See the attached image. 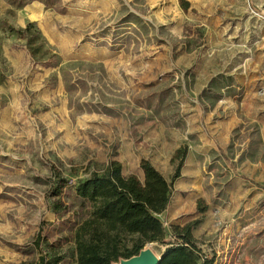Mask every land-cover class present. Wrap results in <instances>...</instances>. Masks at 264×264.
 Listing matches in <instances>:
<instances>
[{"label": "rangeland", "instance_id": "rangeland-1", "mask_svg": "<svg viewBox=\"0 0 264 264\" xmlns=\"http://www.w3.org/2000/svg\"><path fill=\"white\" fill-rule=\"evenodd\" d=\"M112 159L179 172L167 241L264 264V0H0V264H77L76 186Z\"/></svg>", "mask_w": 264, "mask_h": 264}, {"label": "trees", "instance_id": "trees-1", "mask_svg": "<svg viewBox=\"0 0 264 264\" xmlns=\"http://www.w3.org/2000/svg\"><path fill=\"white\" fill-rule=\"evenodd\" d=\"M31 26L29 23L22 29L25 36H30ZM141 166L144 181L135 174L124 175L116 159L103 171L78 181L76 192L91 202V210L75 230L77 264H113L138 254L152 241L172 243L163 251L159 264H207L193 241L191 224L174 226L177 238L166 240L160 214L169 204L172 180L179 172L168 181L149 161L143 160ZM42 238L40 235L36 240L38 246ZM46 260L47 255L42 254L38 264ZM52 260L57 264L61 257Z\"/></svg>", "mask_w": 264, "mask_h": 264}, {"label": "water", "instance_id": "water-1", "mask_svg": "<svg viewBox=\"0 0 264 264\" xmlns=\"http://www.w3.org/2000/svg\"><path fill=\"white\" fill-rule=\"evenodd\" d=\"M151 244L152 242L146 243L138 254L132 255L128 258H121L118 261V264H159L167 247L165 248L164 253L160 256L151 249Z\"/></svg>", "mask_w": 264, "mask_h": 264}, {"label": "bare ground", "instance_id": "bare-ground-1", "mask_svg": "<svg viewBox=\"0 0 264 264\" xmlns=\"http://www.w3.org/2000/svg\"><path fill=\"white\" fill-rule=\"evenodd\" d=\"M157 254H159L160 256L162 255V254H160V253H157ZM114 264H118V262H114Z\"/></svg>", "mask_w": 264, "mask_h": 264}]
</instances>
